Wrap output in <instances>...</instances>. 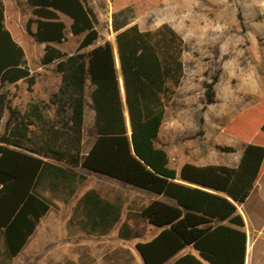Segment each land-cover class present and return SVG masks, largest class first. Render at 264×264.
Here are the masks:
<instances>
[{
  "label": "trees",
  "instance_id": "1",
  "mask_svg": "<svg viewBox=\"0 0 264 264\" xmlns=\"http://www.w3.org/2000/svg\"><path fill=\"white\" fill-rule=\"evenodd\" d=\"M32 16L26 30L45 43L41 64L55 63L60 83L47 99L32 98L24 108L12 106L0 91V256H16L51 208L40 190L44 182L70 185L84 178L83 167L121 182L175 198L176 204L153 199L129 214L160 230L149 240L138 241L136 250L144 264H244L246 232L227 224L214 226L216 218L244 225L236 204L245 202L264 171V98L240 111L223 132L242 141L243 153L236 166L170 165L167 150L158 145L167 107L184 74V40L169 23L155 29L130 24L128 8L113 13L112 26L125 100L114 46L99 38L96 16L88 0H27ZM61 15L70 18L69 27ZM36 29L33 30L32 26ZM81 35L71 54L53 43L67 33ZM23 80L32 91L31 72L23 47L4 23L0 0V89ZM204 81V108L215 102V83ZM92 88L97 137L83 153L84 95ZM127 108L130 130L128 129ZM247 117V118H246ZM202 120V119H201ZM234 151V147H221ZM223 193L224 195L220 194ZM79 205L87 232H107L121 219V205L103 198L95 189L86 191ZM119 234L128 239L145 238L128 220L120 222Z\"/></svg>",
  "mask_w": 264,
  "mask_h": 264
},
{
  "label": "rangeland",
  "instance_id": "2",
  "mask_svg": "<svg viewBox=\"0 0 264 264\" xmlns=\"http://www.w3.org/2000/svg\"><path fill=\"white\" fill-rule=\"evenodd\" d=\"M88 4L94 10L100 38L114 46L112 16L123 8H128L130 24L136 23L141 29H155L167 22L181 34L184 74L167 107L158 145L167 150L170 165L176 169L185 162L236 166L244 145L225 134L223 127L264 98V0H88ZM62 18L68 21L66 16ZM80 39L71 37L67 47H77ZM47 69L51 89L43 93L44 80L38 73V96H46L59 85L54 67ZM214 75L218 76L215 102L204 108L203 82L211 81ZM25 90L24 82L4 88L11 105L19 108L25 105ZM84 138L83 151L87 152L92 141L86 134ZM226 146L235 150H222ZM77 169L84 178H76L70 185L52 186L46 181L40 188L51 201V208L31 236L28 252L47 254L37 264H135L132 253L138 255L136 238L122 240L120 222L128 220L136 229L146 231V222L125 208L147 204L154 193L83 167ZM95 188L105 199L117 197L122 201H114L121 205L119 223L104 233L85 230L86 217L79 205L81 196ZM262 201V195L255 198L254 194L250 205L259 208L264 219Z\"/></svg>",
  "mask_w": 264,
  "mask_h": 264
},
{
  "label": "crops",
  "instance_id": "3",
  "mask_svg": "<svg viewBox=\"0 0 264 264\" xmlns=\"http://www.w3.org/2000/svg\"><path fill=\"white\" fill-rule=\"evenodd\" d=\"M2 1L4 4V23H5V26L10 31L12 38L23 47V50L25 52V57H26L27 62H28V66L30 67L31 72L36 75V83L32 86V91H29L27 89V84H26V90L25 91L27 93V99L25 101V105H24V107H25L27 102L30 99L38 98V97L47 99L49 97L50 93L54 91V90L51 91L46 96L45 95H43V96L36 95L39 76H41L44 80V85L42 88L43 93L46 94L51 89L49 82H48L49 81L48 80L49 71L47 68H48V66L54 67L55 63H51V64L47 65V64H41V62H40V58L44 52L45 43L35 41L34 38L32 37V35L29 34L26 30L27 19L30 16H32V12H31L32 8L28 4L27 0H2ZM62 16H65V15H61V17ZM67 18H68V21H65L63 18L62 19L67 24V27H69L70 18L69 17H67ZM32 29L33 30L36 29L35 25L32 26ZM78 36H81V35H73L71 32H68L67 36H66L67 38L65 40H63L61 43H53V44L56 45L57 47H59L62 51L67 52L68 54H71L77 50V47L70 49L67 47V43L69 42L71 37H78ZM81 38H82V36H81ZM104 42L105 41H103L99 36V38L95 42V44L90 45L83 50H89L93 46H95L97 44L104 43ZM114 50L116 53V64H117V68H118V72H119V76H120L121 95H122L123 100H125V91H124L123 81H122V77H121L120 66H119V62H118L116 44L114 46ZM44 72H46V73H44ZM38 73H40L39 76H37ZM22 82H24V81L18 80L16 83H8L5 86H3V88L0 89V91H4V88L7 89V88H10L12 86L19 85ZM59 83H60V73H59ZM12 106L14 107L15 105H12ZM125 116H126L128 129L130 130V125H129V121H128V114H127V108L126 107H125ZM7 117H8V111L6 110L2 120L4 118L7 119ZM1 124H2V121H1ZM3 131H4V129L2 130V128L0 126V132H3ZM160 133H161V131H160ZM84 134L89 136V140L92 141V144H91V146H92L96 140L97 133L95 130V109H94V103H93V97H92V88L89 85V81H88V85L86 87L85 95H84L83 144H84V139H85ZM91 146H90V148H91ZM90 148L88 149V151L90 150ZM87 152L83 151L84 154H86ZM107 180H109V179L106 178L105 181H107ZM110 181L114 182L112 180H110ZM115 184H117V183H115ZM95 190L103 198H105L102 195V193H100L99 188H95ZM124 194H127V193H124ZM220 194L224 195L223 193H220ZM254 194H255V198H257V197L260 198L261 195L264 198V177H263V175L259 178V180L255 184V186H254L253 190L251 191L247 200L243 203L236 204L237 213H239L242 216L243 221H244L243 226H239L237 224H234V223L230 222L228 219L221 220L220 218H216L213 222L214 226L219 225V224H227V225H230L232 227L242 229L246 232L247 240H246V254H245L244 264H264V219L261 216L262 212L259 210V208H257V207L254 208L250 205L251 197L254 196ZM169 198L167 196L154 193V195L149 196V201L153 200V199H159V200L168 202L170 204H176L175 201H170ZM117 199L118 198L115 197L114 200L113 199L112 200L108 199V200H110L112 202L118 201V200L121 201V199H118V200ZM262 203L264 204L263 201H262ZM159 230H160L159 228H155L154 226H149L146 223V237L145 238H136L135 244L138 241H145V240L151 239ZM121 239L127 240L123 237H121ZM30 240H31V237L29 238L27 243L24 245L22 250L16 256H14L12 259L3 261L1 259V256H0V264H18V262H20V260L24 262L23 264L41 263L42 259L45 258L47 256V254H45V253L44 254L29 253L27 248H28V245L30 244ZM40 244H42V242H40L39 245ZM1 250H2V247L0 245V251ZM186 251H187V249L182 250L176 256L169 259L168 261H166L163 264H172V262L179 255L185 253ZM132 254L135 257V259H134L135 264H144L139 252H138V255L135 253H132ZM127 264H130V263H127Z\"/></svg>",
  "mask_w": 264,
  "mask_h": 264
},
{
  "label": "water",
  "instance_id": "4",
  "mask_svg": "<svg viewBox=\"0 0 264 264\" xmlns=\"http://www.w3.org/2000/svg\"><path fill=\"white\" fill-rule=\"evenodd\" d=\"M115 44H116V42H115ZM116 51H117V47H116ZM118 62H119V59H118ZM119 66H120V63H119ZM127 114H128V111H127ZM128 121H129V115H128ZM129 125H130V121H129Z\"/></svg>",
  "mask_w": 264,
  "mask_h": 264
}]
</instances>
